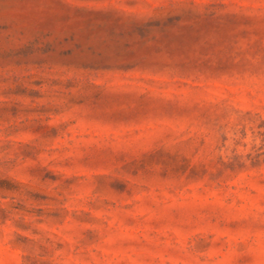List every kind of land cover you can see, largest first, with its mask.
<instances>
[{"label":"rangeland","instance_id":"374dc122","mask_svg":"<svg viewBox=\"0 0 264 264\" xmlns=\"http://www.w3.org/2000/svg\"><path fill=\"white\" fill-rule=\"evenodd\" d=\"M0 264H264V0H0Z\"/></svg>","mask_w":264,"mask_h":264}]
</instances>
